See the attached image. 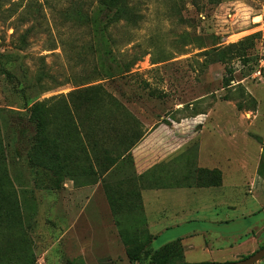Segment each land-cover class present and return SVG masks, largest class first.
Listing matches in <instances>:
<instances>
[{
	"label": "rangeland",
	"instance_id": "obj_1",
	"mask_svg": "<svg viewBox=\"0 0 264 264\" xmlns=\"http://www.w3.org/2000/svg\"><path fill=\"white\" fill-rule=\"evenodd\" d=\"M170 117L229 131L216 153L227 185L207 217L151 245L120 157ZM242 160L262 178L250 193ZM196 225L212 231L182 264L264 246V0H0V264H173L178 243L153 248Z\"/></svg>",
	"mask_w": 264,
	"mask_h": 264
},
{
	"label": "crops",
	"instance_id": "obj_2",
	"mask_svg": "<svg viewBox=\"0 0 264 264\" xmlns=\"http://www.w3.org/2000/svg\"><path fill=\"white\" fill-rule=\"evenodd\" d=\"M184 120L187 118L178 120L170 117V123L151 126L120 157L122 159L123 156H131L132 175L128 178V184L139 192L140 212L145 217L146 229L151 234V245L168 229L195 220H187V217H203V209L210 205L213 210L215 207L217 209L219 205L214 202L217 199L215 191L218 189L223 192V187L227 185L224 181L226 174L221 168L224 166L223 159L216 157V153L222 150L223 136L229 135V131L224 130L217 121L213 126L203 124L198 129L183 127L181 122ZM225 161L230 162L229 159ZM236 164H240L241 169H247L243 171V174L245 173L243 179L250 181L248 193L252 192L259 182L256 177L261 180V176L252 170V161L249 163L242 160ZM214 189L215 191H212ZM227 200H231V197ZM222 206L230 211L238 209L237 204L227 201L222 202ZM210 217L212 222H216L214 216ZM249 230L247 232L251 231ZM211 231L198 225L194 228H183L178 233L163 239L158 248H152L160 249L174 241H179L184 254L186 242H191L195 235H200L203 240V236L209 235ZM202 245L209 251L225 249L229 254L228 257H233L232 259L239 254L233 252L235 250L233 248L238 245L236 240H231L225 246L215 249L207 246L205 240L202 241ZM184 256L185 254L182 259H185Z\"/></svg>",
	"mask_w": 264,
	"mask_h": 264
},
{
	"label": "trees",
	"instance_id": "obj_3",
	"mask_svg": "<svg viewBox=\"0 0 264 264\" xmlns=\"http://www.w3.org/2000/svg\"><path fill=\"white\" fill-rule=\"evenodd\" d=\"M29 118L30 120H32L34 123H35V126L40 129V130H44V128L47 127L48 125V120L46 121L45 118H44V115L41 113V106L38 104V103H33L31 104V106L29 107ZM134 142V141H133ZM132 142V143H133ZM134 193H136V195L138 196V199H139V203H140V206H141V200H140V196H139V192L132 189ZM142 212H140L141 214ZM142 215V214H141ZM146 228V226H145ZM150 242H151V238H150ZM174 243H178L179 244V247H181L179 241H174ZM172 243L160 248V249H153L154 251L158 252L159 250H163V249H166L168 248L170 245H172ZM182 249V248H181ZM181 253H182V250H181ZM181 253L180 255H176L175 257H170V263H171V259H180L181 257ZM246 257V256H245ZM169 259V258H168ZM183 259L179 260L177 263H173V264H182V261Z\"/></svg>",
	"mask_w": 264,
	"mask_h": 264
},
{
	"label": "water",
	"instance_id": "obj_4",
	"mask_svg": "<svg viewBox=\"0 0 264 264\" xmlns=\"http://www.w3.org/2000/svg\"><path fill=\"white\" fill-rule=\"evenodd\" d=\"M264 257V246L258 248L253 253L247 255L244 258L230 261V262H206V263H191V264H253Z\"/></svg>",
	"mask_w": 264,
	"mask_h": 264
}]
</instances>
